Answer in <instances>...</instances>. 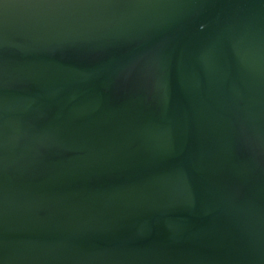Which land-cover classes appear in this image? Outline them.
Returning <instances> with one entry per match:
<instances>
[{"label": "water", "instance_id": "obj_1", "mask_svg": "<svg viewBox=\"0 0 264 264\" xmlns=\"http://www.w3.org/2000/svg\"><path fill=\"white\" fill-rule=\"evenodd\" d=\"M0 264H264V0H0Z\"/></svg>", "mask_w": 264, "mask_h": 264}]
</instances>
